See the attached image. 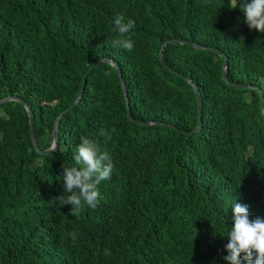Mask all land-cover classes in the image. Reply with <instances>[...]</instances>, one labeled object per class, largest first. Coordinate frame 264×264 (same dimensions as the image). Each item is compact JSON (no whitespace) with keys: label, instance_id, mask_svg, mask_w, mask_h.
Here are the masks:
<instances>
[{"label":"trees","instance_id":"obj_1","mask_svg":"<svg viewBox=\"0 0 264 264\" xmlns=\"http://www.w3.org/2000/svg\"><path fill=\"white\" fill-rule=\"evenodd\" d=\"M117 14L135 21L130 53L111 45ZM170 38L221 50L226 80L253 88L227 83L222 56L186 43L164 46L167 70L158 50ZM102 57L122 72L128 114L115 68L100 64L60 118L56 149L38 152ZM187 79L202 98L194 133L185 132L198 125ZM7 94L32 109L37 149L24 105L1 103L0 264H226L235 200L264 218V33L230 0H0ZM102 128H115L110 141ZM81 136L98 140L115 168L97 208L74 217L71 205L48 202L63 194L58 177Z\"/></svg>","mask_w":264,"mask_h":264},{"label":"clouds","instance_id":"obj_2","mask_svg":"<svg viewBox=\"0 0 264 264\" xmlns=\"http://www.w3.org/2000/svg\"><path fill=\"white\" fill-rule=\"evenodd\" d=\"M230 7L244 14V22L249 29L264 33V0H230ZM113 32L116 37L111 45L127 52H132L134 45L131 39V30L135 27V21L128 19L122 14H117L113 21ZM105 72V75H109ZM115 128L110 131L102 128L99 136L105 138V142L112 139ZM55 147L53 148V151ZM74 163L70 166L65 164L61 179L64 192L60 196L53 197L48 203L61 208L71 205L70 215L78 217L82 209L87 206L96 209L100 202L98 186L102 181L111 179L115 165L111 154L102 150L98 140L86 136L80 137L76 153L73 156ZM233 217L229 228L223 257L226 264H241V257L247 264H264V218H250L247 205L237 203L232 206ZM73 242L76 241L75 232L70 233ZM106 254H111L106 250Z\"/></svg>","mask_w":264,"mask_h":264},{"label":"water","instance_id":"obj_3","mask_svg":"<svg viewBox=\"0 0 264 264\" xmlns=\"http://www.w3.org/2000/svg\"><path fill=\"white\" fill-rule=\"evenodd\" d=\"M168 43H186V44H189V45H191V46H193L195 48L209 49L211 51H214V52L218 53L220 56L223 57V71H222V75H223V78H225V80H226V74H225V71L224 70H225L226 65H227V60H226V57L222 53L221 50H218V49L213 48V47L200 46L197 43H194V42H191V41H187V40H182V39H179V38H170V39L164 40L161 43V45L159 46V50H158L159 60L165 66V68L167 70L172 71V69L166 64V62L163 59L162 50H163L164 46L167 45ZM103 63H108V64L112 65L115 68L116 73L118 74V77H119V80H120V84H121V87H122V90H123V94H124V98H125V104H126V109H127V114H128L129 106H128V100H127L126 87H125L124 78H123V76H122V74L120 72L119 67L117 66V64L113 60H111L109 58H106V57L99 58L84 73V75L82 77V80H81L80 90H79L76 98L68 105V107H66L64 110H62L57 115V117L55 118L54 123H53V139H52V143H51L50 147L47 148V149H45V150H39L36 147V137H35V134H34V126H33V114H32V111H31L29 105L27 103H25L23 100H20V98H18L16 96H11L10 94H7L6 96H3L2 98H0V104L3 103V102L10 101V100L20 101L24 105V107H25V109L27 111L28 117H29L30 135H31V138H32L33 145L36 147V149L38 150V152H40L42 154L51 153V152H53V148L55 147V149H56V147H57V140H58V137H59V121H60V118L63 116L64 113H66L68 110H70L73 106H75L79 102V100H80V98L82 96V92L84 90L85 84H86V78H87L88 73L94 67H96V66H98L100 64H103ZM176 74H178V73H176ZM188 81L193 86V90H194V93H195V96H196V100H197L198 125L195 128H193L192 130L185 131V132L186 133H194V132L199 131L200 128H201V126H202V122H201L202 98H201V95H200L197 87L195 86V84H193L190 79ZM226 82L227 83H230L227 80H226ZM230 84L233 85V86H237V87L253 88L250 85H245V84H241V83H230ZM255 89H257V88H255ZM260 95L262 97V93ZM260 113L262 115V118L264 119V99L261 100ZM129 116H130V114H129ZM130 118L132 119V117H130ZM138 123L144 124V125H148V124H152V123H156V122H153V121H150V122L149 121H144V122H138ZM158 124H161V125H169V124L160 123V122ZM171 127H173V126H171Z\"/></svg>","mask_w":264,"mask_h":264},{"label":"bare ground","instance_id":"obj_4","mask_svg":"<svg viewBox=\"0 0 264 264\" xmlns=\"http://www.w3.org/2000/svg\"><path fill=\"white\" fill-rule=\"evenodd\" d=\"M226 58H227V57H226ZM225 71H226V70H225ZM121 73H122V72H121ZM86 85H87V84H86ZM84 88H85V87H84ZM128 92H129V91H128ZM31 110H32V109H31ZM36 137H37V136H36ZM54 208H55V207H54ZM39 213H40V212H39ZM47 213H48V211H47ZM56 215H57V214H56ZM61 215H62V213H61ZM54 216H55V213H54ZM46 219H47V221H49L48 218H46ZM47 221H46V222H47ZM51 222H52V221H51ZM53 222H55V221H53ZM53 222H52V223H53ZM46 224H48V223H46ZM58 228H59V227H58ZM54 229H55V228H54Z\"/></svg>","mask_w":264,"mask_h":264}]
</instances>
